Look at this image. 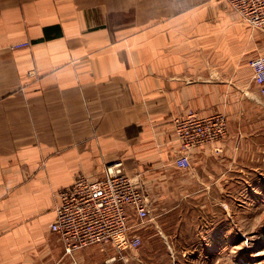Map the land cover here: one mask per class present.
Instances as JSON below:
<instances>
[{
	"label": "crops",
	"instance_id": "1",
	"mask_svg": "<svg viewBox=\"0 0 264 264\" xmlns=\"http://www.w3.org/2000/svg\"><path fill=\"white\" fill-rule=\"evenodd\" d=\"M261 55L264 30L243 24L225 0H0V264L175 256L164 226L181 206L177 189L264 176L249 165L261 162L252 147L264 139L251 67ZM189 111L221 112L228 133L181 169L172 120ZM119 161L149 200L146 222L130 221L141 245L66 253L51 231L56 192L79 176L100 180Z\"/></svg>",
	"mask_w": 264,
	"mask_h": 264
},
{
	"label": "built area",
	"instance_id": "2",
	"mask_svg": "<svg viewBox=\"0 0 264 264\" xmlns=\"http://www.w3.org/2000/svg\"><path fill=\"white\" fill-rule=\"evenodd\" d=\"M229 9L244 24L254 30H264V0H225ZM27 46L21 43L14 48ZM253 79L264 98V55L251 61ZM224 118L211 116L200 118L192 112L174 118L172 126L181 145L175 160L181 169H189L190 153L199 147L214 143L225 134ZM55 220L51 231L58 233L65 252L91 245L120 244L128 249L141 245L138 236L130 235L133 216L144 224L150 215L149 200L134 180L123 171V163L117 162L104 171L103 178L91 180L79 176L69 186L57 193Z\"/></svg>",
	"mask_w": 264,
	"mask_h": 264
},
{
	"label": "rangeland",
	"instance_id": "3",
	"mask_svg": "<svg viewBox=\"0 0 264 264\" xmlns=\"http://www.w3.org/2000/svg\"><path fill=\"white\" fill-rule=\"evenodd\" d=\"M189 112L202 119L222 116L225 134L214 143L227 136V119L221 112L203 117L197 112ZM252 148L258 151V157L255 155L254 160L259 158L261 162L257 164L253 161L249 165H259V172L264 175V139L259 140L258 145ZM261 148L263 153L260 152ZM250 152L253 153L251 150ZM262 177L254 172L246 173L245 183L235 182L228 189L201 191L194 188L196 185L193 183L186 188L177 189L180 192L173 194V202L180 199L181 206L170 212L164 226L175 256L156 258V261L159 264H264V176Z\"/></svg>",
	"mask_w": 264,
	"mask_h": 264
}]
</instances>
